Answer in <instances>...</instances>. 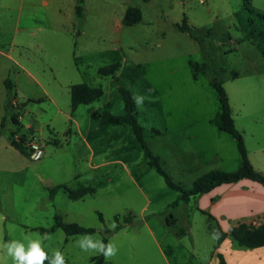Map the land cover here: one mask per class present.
<instances>
[{
  "label": "rangeland",
  "instance_id": "374dc122",
  "mask_svg": "<svg viewBox=\"0 0 264 264\" xmlns=\"http://www.w3.org/2000/svg\"><path fill=\"white\" fill-rule=\"evenodd\" d=\"M249 1L264 11V0ZM242 3L84 0L78 27L76 0H0V119L5 79L12 83V104H22L13 112L17 125L7 114L0 137V264H12L6 243L36 237L49 258L43 264L56 251L64 264H93L91 258L101 251L81 248L78 241L85 236L101 244L106 238V246L115 247L104 264H207L225 237L221 230L232 240L236 221L213 222L196 210L197 199L170 207L179 193L145 166V153L130 127H100L99 113H125L120 87L143 97L135 104L144 139L185 189L206 172L236 171L240 156L234 139L210 123L219 104L209 77L228 93L244 144L252 149L256 140L264 143V135L250 137L241 130H264V58L237 23ZM129 7L140 10L141 20L126 26L122 18ZM183 17L198 41L176 29ZM115 62L119 68L113 75L98 74V68ZM189 62L206 64V73L193 79ZM79 83L100 88L102 95L71 112L69 88ZM243 105L251 112L245 117L236 111ZM9 131L26 148L38 143L42 156H25L7 145ZM189 132L196 138H187ZM57 185L90 186L95 193L70 200L58 189L50 196ZM55 214L94 233L66 236L51 228ZM103 226L111 233L105 234ZM241 250L252 252L243 264H264L257 251Z\"/></svg>",
  "mask_w": 264,
  "mask_h": 264
},
{
  "label": "trees",
  "instance_id": "16d2710c",
  "mask_svg": "<svg viewBox=\"0 0 264 264\" xmlns=\"http://www.w3.org/2000/svg\"><path fill=\"white\" fill-rule=\"evenodd\" d=\"M84 0H76L74 7L75 20L78 27H82L84 21L83 5ZM238 25L243 29L246 34V39L255 46L259 51L261 56L264 58V11L254 8L249 0H243L241 11L236 15ZM141 20L140 10L136 7H129L126 9L122 23L126 26L138 23ZM179 32L187 33L193 40H197L194 36L192 28L188 25L186 18L183 17L180 24L175 25ZM80 31H76V34H80ZM189 65L193 69L192 78L196 79L199 74H205L207 71V65L202 64L200 67L196 63L189 62ZM119 68V63L115 62L103 67L98 68L97 72L102 77H107L113 75ZM5 99H4V112L5 115H10V121L13 125H17L18 120L13 112L22 104H12L14 100L12 92V83L9 79H5ZM209 85L214 89L217 95V100L219 104V111L213 116L212 123L215 125L218 131L230 135L236 143V149L240 156V166L236 171L225 172L220 170L209 171L192 183L189 189L183 188L180 183L172 180L169 174L165 171L162 166V162L159 157L153 154L148 146V143L144 139L143 129L139 125L136 117V104L135 99L129 90L120 87L118 89L121 99L123 102V107L125 113L123 115H114L107 110H103L99 113V126H120L127 125L130 127L134 137L136 138L141 149L145 153V166L147 168H152L157 174H159L165 185L175 190L179 193V196L174 200L169 206L175 207L179 203H189L195 200L200 195L210 192L217 186L222 184L235 183L242 179H247L258 183L264 188V173L255 170L251 163L249 162L247 156V150L243 141L241 133L236 129L232 117L231 108L228 102L227 94L223 88L221 82H219L215 77H209ZM102 95L100 88L90 87L86 83H79L71 85L69 88L70 96V110L73 112L79 105H90L97 101ZM5 121V116L2 117L0 122V136L3 134V124ZM14 133L8 132L5 136L9 141L10 145L17 149L21 154L25 156H31L32 149L26 148L22 141H17L13 138ZM58 189H62L66 194L67 198L70 200L81 199L87 195H93L95 189L90 186L80 187L77 189H70L64 185L54 186L49 194L52 196ZM54 223L52 229H60L66 236L74 235H89L94 233V229L86 228L78 225L77 223H65L60 215H54ZM98 219L103 222L102 215L98 213ZM118 215L114 216V221L116 222ZM125 223H129V220H125ZM105 234H110L111 231L103 226ZM117 224L114 231L119 229ZM41 232L44 230L41 229ZM230 237L232 240L240 247H245L248 249H255L259 247H264V223L258 225L257 227L248 226L244 223H240L230 230ZM103 244L106 247V238H103ZM104 252L101 251L100 254L91 258L93 264H104ZM218 264H226L222 255L217 254Z\"/></svg>",
  "mask_w": 264,
  "mask_h": 264
},
{
  "label": "crops",
  "instance_id": "0c3cea01",
  "mask_svg": "<svg viewBox=\"0 0 264 264\" xmlns=\"http://www.w3.org/2000/svg\"><path fill=\"white\" fill-rule=\"evenodd\" d=\"M242 91H243L242 92L243 96H245L246 93L245 88H243ZM228 102L231 108V117L234 125L236 126V121L234 118L235 110L233 108V104L231 102L229 95H228ZM3 106H4V101H3ZM246 110H247L246 107H244L243 105L242 107H239L236 111L237 114L243 113V117H245L246 115L251 114V112H246ZM255 110L257 109L256 108L252 109V111ZM212 118L210 119V123H212L211 121ZM241 130L244 135L247 134L250 137L253 135H257L258 138H261V136L264 135V130H258L257 128L251 129L244 126L241 127ZM186 137L189 139H195L196 135H194L193 132H189L187 133ZM256 141L257 142L252 149H249L246 143H245V148L247 150V156L252 167L257 171L264 173V143L260 142L259 140ZM7 145H10L9 141ZM10 147L12 146L10 145ZM215 158L217 157L215 156ZM239 166H240V157H239V161L235 163L236 170L239 168ZM242 195H244V199L241 198ZM196 199H197L196 210L200 211L203 214H206L208 218L211 219L213 222H218L221 224L223 223V221L228 220L230 222L236 221L235 223L236 225L240 223H244L246 225H253L254 227H257L258 225L264 223V188L258 183H255L253 181L242 179L235 183L222 184L220 186L215 187L210 192L200 195ZM243 203L246 204L245 210L243 209V205H244ZM183 204H187V203H183ZM246 219H249V221H247ZM145 225L147 224L145 223ZM219 234L225 235V237L221 236L217 246L214 247L213 257H211L208 260L207 264H218V258H217L218 253L222 255L226 264H243L244 259L250 257V254L252 252H244L243 250H241L242 247L238 246L233 240H229V238L227 237L228 233L225 232V230H221ZM252 251H257V256L260 257L258 260H262L264 258V247L255 248L252 249Z\"/></svg>",
  "mask_w": 264,
  "mask_h": 264
},
{
  "label": "clouds",
  "instance_id": "9594fccd",
  "mask_svg": "<svg viewBox=\"0 0 264 264\" xmlns=\"http://www.w3.org/2000/svg\"><path fill=\"white\" fill-rule=\"evenodd\" d=\"M135 103L141 104L143 97L136 96ZM81 248H97L104 252L105 257L115 254V247L108 244L106 247L88 237H82L78 241ZM6 254L11 258L12 264H43V261L49 259L45 251L42 250L41 239L39 237L29 238L26 243L18 240H12L4 245ZM49 264H64V257L59 252L54 253V259L49 261Z\"/></svg>",
  "mask_w": 264,
  "mask_h": 264
},
{
  "label": "built area",
  "instance_id": "2783aa9c",
  "mask_svg": "<svg viewBox=\"0 0 264 264\" xmlns=\"http://www.w3.org/2000/svg\"><path fill=\"white\" fill-rule=\"evenodd\" d=\"M29 148L32 149L31 156H32L33 158L38 159L39 157L42 156V150H41V147H40V145H39L38 143H36V142H31V143L29 144Z\"/></svg>",
  "mask_w": 264,
  "mask_h": 264
}]
</instances>
